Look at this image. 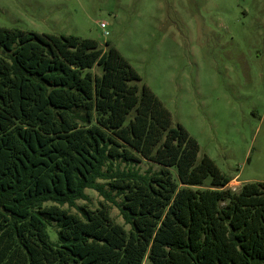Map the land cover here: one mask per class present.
<instances>
[{
  "label": "trees",
  "instance_id": "16d2710c",
  "mask_svg": "<svg viewBox=\"0 0 264 264\" xmlns=\"http://www.w3.org/2000/svg\"><path fill=\"white\" fill-rule=\"evenodd\" d=\"M106 47L0 28V264H264V183L229 189ZM142 161L162 169L115 165ZM86 190L104 201L78 206Z\"/></svg>",
  "mask_w": 264,
  "mask_h": 264
},
{
  "label": "rangeland",
  "instance_id": "374dc122",
  "mask_svg": "<svg viewBox=\"0 0 264 264\" xmlns=\"http://www.w3.org/2000/svg\"><path fill=\"white\" fill-rule=\"evenodd\" d=\"M0 28L91 39L104 49L110 43L174 126L197 141L198 160L209 157L233 180L229 189L264 183V0H0ZM115 165L142 174L162 169L146 161ZM169 170L177 182L176 168ZM86 194L89 201L78 206L104 201ZM108 204L123 225L119 207ZM47 231L57 244V230Z\"/></svg>",
  "mask_w": 264,
  "mask_h": 264
},
{
  "label": "built area",
  "instance_id": "2783aa9c",
  "mask_svg": "<svg viewBox=\"0 0 264 264\" xmlns=\"http://www.w3.org/2000/svg\"><path fill=\"white\" fill-rule=\"evenodd\" d=\"M106 24H101V28L103 29V30H105L106 29ZM105 35H108V33L107 32H105Z\"/></svg>",
  "mask_w": 264,
  "mask_h": 264
}]
</instances>
